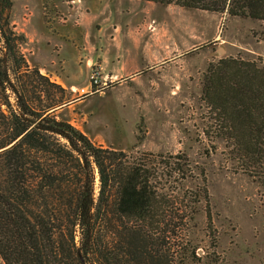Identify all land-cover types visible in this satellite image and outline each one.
Returning a JSON list of instances; mask_svg holds the SVG:
<instances>
[{"label": "rangeland", "instance_id": "374dc122", "mask_svg": "<svg viewBox=\"0 0 264 264\" xmlns=\"http://www.w3.org/2000/svg\"><path fill=\"white\" fill-rule=\"evenodd\" d=\"M12 1L10 25L25 37L48 30L51 17L68 15L73 3L85 6L78 8V19L106 15V24L104 17L90 20L87 32L95 40L103 28L94 47L105 51V65L101 58L67 69L27 63L40 66L39 74L62 89L47 84L45 90L32 72L14 81L20 97L35 107L59 103L50 111L95 145L134 159L145 154L147 168L158 176L153 184L183 199L186 218L177 236L167 239L174 250L182 244L175 264H264L263 163H245L216 135L202 96L209 62L231 55L264 63V20L144 0ZM103 3L110 12L105 14ZM26 42L21 51L28 55ZM137 55L143 64H134ZM93 71L99 83L83 95ZM7 93L16 107L15 93ZM174 166L182 167L183 177L172 174ZM165 172L167 177L159 176ZM203 186L206 200L197 201Z\"/></svg>", "mask_w": 264, "mask_h": 264}, {"label": "trees", "instance_id": "16d2710c", "mask_svg": "<svg viewBox=\"0 0 264 264\" xmlns=\"http://www.w3.org/2000/svg\"><path fill=\"white\" fill-rule=\"evenodd\" d=\"M144 1L264 20V0ZM12 3L0 0L2 260L175 264L174 253L179 254L182 244L174 250L167 239L177 236L186 218L181 214L183 199L172 198L164 186L153 184L158 176L147 168L145 154L134 159L121 150L95 145L52 112L59 103L38 108L20 97L14 79L28 72L41 79L44 89L47 84L62 88L39 74L38 67L28 66L21 51L26 37L10 25ZM8 90L17 97L16 107ZM202 96L216 135L245 163H263L264 168V63L231 55L209 62ZM172 174L183 177L182 167L174 166ZM197 196V201L200 196L206 200L204 186Z\"/></svg>", "mask_w": 264, "mask_h": 264}, {"label": "crops", "instance_id": "0c3cea01", "mask_svg": "<svg viewBox=\"0 0 264 264\" xmlns=\"http://www.w3.org/2000/svg\"><path fill=\"white\" fill-rule=\"evenodd\" d=\"M83 6L82 4L73 3L71 13L68 15L63 14L61 17L54 15L51 17L50 22L47 24L50 26L47 28L48 30L37 31L35 36L26 34V44H30V47L23 48L27 49L28 52V55H23L28 64H46V66L47 64H50V66L53 64H62L66 67L69 64H83L85 59L86 63L89 60L91 63H94V60L100 58L102 61L99 64L101 66L106 64L105 60L108 56L105 51L97 52L94 47V44L96 45L98 43V36L103 28H98V34L96 33L95 40L87 33L91 23L89 22L90 20L93 21L94 19L104 17L103 23L106 24V15L97 14L93 17L80 16L78 19L77 16L79 14L77 10ZM103 9L105 10V14L108 11L110 12L107 3H103ZM111 28L114 29L112 22ZM150 54V52L146 54V58L143 59L144 64L148 59H151ZM139 60H141V57L139 55L135 56L134 64H143ZM38 67L40 68V66Z\"/></svg>", "mask_w": 264, "mask_h": 264}, {"label": "built area", "instance_id": "2783aa9c", "mask_svg": "<svg viewBox=\"0 0 264 264\" xmlns=\"http://www.w3.org/2000/svg\"><path fill=\"white\" fill-rule=\"evenodd\" d=\"M149 28H153V23L151 22V24H149ZM89 81H90V83H89V86H90V88H89V90L86 88H81V94H83V95H85V94H89V93H91V91L92 90H94V89H92V87L94 86V85H97L99 82H98V76H97V72H92L91 73V75L89 76ZM110 79V81H111V78H109Z\"/></svg>", "mask_w": 264, "mask_h": 264}]
</instances>
